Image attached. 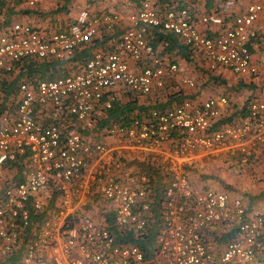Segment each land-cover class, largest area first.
Returning <instances> with one entry per match:
<instances>
[{
  "label": "built area",
  "instance_id": "2783aa9c",
  "mask_svg": "<svg viewBox=\"0 0 264 264\" xmlns=\"http://www.w3.org/2000/svg\"><path fill=\"white\" fill-rule=\"evenodd\" d=\"M156 1L141 0L111 50L95 52L80 70L70 63L68 76L22 82L0 114V176L18 160L24 168L23 181L8 182L0 193V261L20 254L18 264H264V213L230 192L198 190L190 179L201 156L226 155L264 169V102L252 101L239 122L224 123L230 101L219 97L111 124L100 142L83 133L103 122L121 95L135 101L161 93L177 76L179 66L149 40L153 28L178 35L211 71L258 74L251 43L264 34V24L256 28L264 0H248L234 26L216 37L199 30L190 9L161 12ZM123 21L119 13L83 10L67 31L49 36L15 25L0 36V96L1 77L24 60H69L100 35L122 29ZM201 23L224 21L209 14ZM183 83L197 87L191 78ZM133 150L153 154L151 164L170 177L151 260L117 241L116 230L140 237L149 224L153 181L128 165ZM228 234L233 239L221 243Z\"/></svg>",
  "mask_w": 264,
  "mask_h": 264
},
{
  "label": "crops",
  "instance_id": "0c3cea01",
  "mask_svg": "<svg viewBox=\"0 0 264 264\" xmlns=\"http://www.w3.org/2000/svg\"><path fill=\"white\" fill-rule=\"evenodd\" d=\"M2 1L5 3V7L3 13L0 14V36L10 32L17 24L30 25L45 36L64 32L69 29L77 15L83 10L89 11L92 15L119 13L124 18L122 29L106 35L111 38L109 42L111 49L113 45L111 42H116L121 37L122 31L130 26L128 16L136 13L141 4V0H80V2L76 0H40V4L38 5L39 2L36 4L38 8H35L36 5L31 3L32 0L29 2L28 0ZM58 4L60 6H57ZM249 4L248 0L156 1V7L161 12L181 9V7L190 9L195 15L199 30L210 37H216L220 32L232 28L234 19L243 14ZM209 14L219 16L224 24L218 26L201 23V18ZM263 24L264 13L256 23V28L261 30ZM259 34V37L251 43L253 64L259 71L257 75L252 76L237 75L224 67H218L215 71H211L208 62L201 56L195 55L194 60L189 62L179 48L185 45L181 38L159 28L151 29L149 36H152L153 40L154 37L159 39L158 35L164 37V41L158 42L157 38L153 41L159 55L176 63L179 66V72L161 93H153L150 98L138 99V106L140 105L146 110L161 108L168 111L185 100H193V102L201 104L210 98L227 97L230 101L229 114L235 116L233 122H239L241 118L247 116V107L252 101L264 102V34L261 32ZM102 36L103 34L100 35V37ZM170 38H175L179 46L175 47V44H170ZM183 49L185 48L183 47ZM71 73L69 68L68 75ZM185 78L193 79L197 83V87L192 88L185 85L183 83ZM130 102L132 101L121 95V104ZM86 137L91 143L100 141L99 136H97L98 138L96 136ZM152 158L153 154L142 150H133L126 154V161L135 172H138L137 165L151 163ZM16 175L17 172H15ZM1 176L0 180L2 181ZM8 177L1 184L0 193L3 192L5 185L12 181V176ZM190 179L198 190L230 192L233 197H242L250 211L264 213L262 197L264 169L259 164L243 165L238 160L231 161L226 155L219 158L201 156L190 171ZM213 241V238L210 239L212 246L215 245Z\"/></svg>",
  "mask_w": 264,
  "mask_h": 264
},
{
  "label": "trees",
  "instance_id": "16d2710c",
  "mask_svg": "<svg viewBox=\"0 0 264 264\" xmlns=\"http://www.w3.org/2000/svg\"><path fill=\"white\" fill-rule=\"evenodd\" d=\"M4 7H5V3L2 0H0V14L3 13ZM181 9H186V8L181 7ZM167 33L174 34L171 32H167ZM158 37L159 39L157 37H154V40L152 36H149L148 38L151 41V43L155 46V42L153 41H155L156 38L158 42L164 41L163 40L164 37L162 35L161 36L158 35ZM110 41H111L110 36H106V35H103L102 37L99 36L96 39L92 40L91 42L83 45L76 52L73 58L66 61H60L56 59L40 60L37 58H30L24 60L20 65H17L16 71L3 74L4 77L3 76L1 77L2 79L1 89L4 91V98L0 96V114L6 110L7 104L10 101L16 100L18 94L17 87H19V85L22 82L33 81L37 83L40 81H50L68 76L70 63L76 64L80 70L82 66L94 55L95 52L99 50H104V51L110 50L111 49V45L109 43ZM169 41L170 44H175V47L179 46L177 45L176 43L177 40L175 38H170ZM111 43H113L114 45L115 41ZM183 47L185 49H183ZM183 47L180 46L179 48H181L184 57L186 56V59L189 62L194 60L193 57L195 55L199 56L193 48H190L187 45H184ZM251 51H252V46H251ZM150 96H147L145 98H150ZM182 103L183 102H181V104ZM154 109L164 111L161 108H154ZM154 109L146 110L141 108L140 105L138 106V100L124 104H121L119 102L115 106V108L109 112L108 117L103 122L101 123L99 122L95 126V128H93L92 130L84 131L83 133L86 136H96V137L99 136V139L101 141L103 138V133L104 134L107 133L105 131L107 129V126H110L111 124L118 125L120 124V122H123L124 120L129 122L135 118L147 117ZM143 114L144 116H142ZM234 117L235 116L231 115V113L228 114L225 117L226 119L224 120V123L233 122ZM244 118L246 119L247 117L245 116ZM137 169L140 174L143 173L149 175L151 180L153 181V189H152L153 196L151 197V211L149 214L148 229L146 231V234L140 237H135L131 234H122L118 230H116L117 241L118 244L122 246L138 247L145 254L146 258L148 260H151L154 257L155 244H156L157 236L161 229V224H162L161 217L163 216L164 213V207H163L164 192L166 187L168 186L170 177L167 172V169H165L162 166H158L156 164H151V163L139 164L137 165ZM15 172H17L16 176H15ZM23 172H24V168H23L22 160H18L16 162L10 163L1 170V174L3 173H7L9 175L10 173L14 174L15 177L13 176L12 181H10L13 183H20L23 181L24 179ZM231 236L232 235L230 234L223 236L221 238L222 239L221 243L223 244L228 243L231 239H233V237L230 238ZM20 257H21L20 254H16L12 257L7 258L4 261H0V264H18Z\"/></svg>",
  "mask_w": 264,
  "mask_h": 264
},
{
  "label": "rangeland",
  "instance_id": "374dc122",
  "mask_svg": "<svg viewBox=\"0 0 264 264\" xmlns=\"http://www.w3.org/2000/svg\"><path fill=\"white\" fill-rule=\"evenodd\" d=\"M40 0H38V2H39ZM77 2H80V0H76ZM28 2H29V0H28ZM38 2H36V3H34V4H32V5H36ZM40 4V2L38 3V5ZM38 5H36L35 6V8H38ZM57 6H60V4H58ZM64 6V5H63ZM56 7V6H55ZM9 174H7V173H3L2 174V176H1V179H2V181L0 180V186H1V184L6 180V179H8L9 177ZM10 176H14V174H12V173H10ZM260 183V182H259ZM262 183H264V181H262ZM262 197H263V199H264V192H263V195H262Z\"/></svg>",
  "mask_w": 264,
  "mask_h": 264
}]
</instances>
